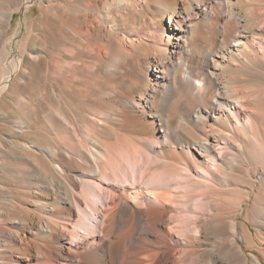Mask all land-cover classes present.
Listing matches in <instances>:
<instances>
[{"label":"bare ground","instance_id":"bare-ground-1","mask_svg":"<svg viewBox=\"0 0 264 264\" xmlns=\"http://www.w3.org/2000/svg\"><path fill=\"white\" fill-rule=\"evenodd\" d=\"M0 0V264H264V0Z\"/></svg>","mask_w":264,"mask_h":264},{"label":"rangeland","instance_id":"rangeland-1","mask_svg":"<svg viewBox=\"0 0 264 264\" xmlns=\"http://www.w3.org/2000/svg\"><path fill=\"white\" fill-rule=\"evenodd\" d=\"M32 5L29 8H24L21 13L14 15L11 26L8 30L4 43L13 54L15 46L20 44L23 37L26 36L28 29L35 22L36 12L38 10L36 0H31Z\"/></svg>","mask_w":264,"mask_h":264}]
</instances>
